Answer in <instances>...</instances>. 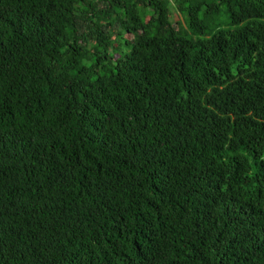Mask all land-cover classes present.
Segmentation results:
<instances>
[{
    "label": "trees",
    "instance_id": "trees-1",
    "mask_svg": "<svg viewBox=\"0 0 264 264\" xmlns=\"http://www.w3.org/2000/svg\"><path fill=\"white\" fill-rule=\"evenodd\" d=\"M0 264H264V0H0Z\"/></svg>",
    "mask_w": 264,
    "mask_h": 264
},
{
    "label": "rangeland",
    "instance_id": "rangeland-1",
    "mask_svg": "<svg viewBox=\"0 0 264 264\" xmlns=\"http://www.w3.org/2000/svg\"><path fill=\"white\" fill-rule=\"evenodd\" d=\"M180 17L177 15L176 11L171 9V19L177 21Z\"/></svg>",
    "mask_w": 264,
    "mask_h": 264
}]
</instances>
